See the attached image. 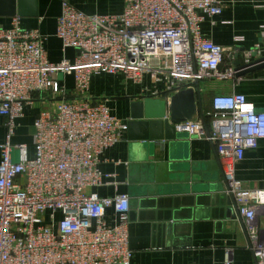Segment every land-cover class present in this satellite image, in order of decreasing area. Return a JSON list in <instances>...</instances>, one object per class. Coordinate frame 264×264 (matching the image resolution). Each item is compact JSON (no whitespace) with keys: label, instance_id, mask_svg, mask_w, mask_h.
<instances>
[{"label":"built area","instance_id":"2783aa9c","mask_svg":"<svg viewBox=\"0 0 264 264\" xmlns=\"http://www.w3.org/2000/svg\"><path fill=\"white\" fill-rule=\"evenodd\" d=\"M220 12L218 0H123L121 12L107 14L86 13L63 0L55 35L63 52L75 53L58 62L47 58V37L21 27L18 15L0 27V115L7 129L0 143V264H130L129 196L91 191L118 184L100 169V156L122 138L127 123L88 96L91 81L121 75L146 97L167 100L196 81L234 82L236 70L226 57L231 50L202 32L203 21ZM262 56L259 49L244 51L243 62ZM59 75L73 77L72 96ZM37 94L60 101L55 112L34 119L30 155L26 144L12 145L10 138ZM204 116L206 125L197 116L174 128L215 145L227 194L257 264H264V237L255 222L264 188H245L235 176L245 151L264 139V110L231 92L214 95ZM223 264H232L230 249Z\"/></svg>","mask_w":264,"mask_h":264},{"label":"crops","instance_id":"0c3cea01","mask_svg":"<svg viewBox=\"0 0 264 264\" xmlns=\"http://www.w3.org/2000/svg\"><path fill=\"white\" fill-rule=\"evenodd\" d=\"M63 0H38L37 14L18 15L21 27L39 29L47 37V58L58 62L72 59L74 50L62 51L55 35L57 17ZM86 13H117L123 0H66ZM221 12L205 19L202 32L214 43L234 55L259 49L264 55V0H218ZM9 2L0 0V27L10 26L15 15L7 13ZM231 55L232 59H229ZM252 58H255L252 55ZM67 96L75 91L73 77L58 76ZM203 113L211 111L216 94L237 92L245 95L257 110H264V68L234 82L205 79L199 81ZM88 96L107 104L111 112L126 120L122 138L101 156L100 169L115 175L118 184L92 188L99 196L126 193L129 196L130 264H223L226 249L232 264H257L249 247L244 222L229 201L215 145L205 138L175 135L154 139L143 137L140 121H131L134 102L145 92L121 75H101L91 81ZM23 108V116L10 138L12 145L23 143L33 154V121L42 112H55L59 97L35 95ZM130 123V125H129ZM158 128V127H157ZM160 129V128H158ZM155 133L159 134V130ZM154 133V134H155ZM5 118L0 115V143L6 140ZM16 159V154L13 152ZM1 157V152H0ZM235 176L245 188H264V139L247 149L235 165ZM112 210H107V216ZM255 222L264 235V204L258 205Z\"/></svg>","mask_w":264,"mask_h":264},{"label":"water","instance_id":"95a60500","mask_svg":"<svg viewBox=\"0 0 264 264\" xmlns=\"http://www.w3.org/2000/svg\"><path fill=\"white\" fill-rule=\"evenodd\" d=\"M7 1L9 2L7 13L10 15L34 16L37 14L38 0ZM233 65L237 78L250 75L254 71L264 68V56L243 62L237 53L234 55ZM197 116L206 125L198 81L195 82L194 87L184 88L172 93L168 100L145 96L142 100L134 102L131 108V121H140L139 124L143 127V137L154 139H161L164 136L169 137V132L173 137V134L175 135L174 124ZM155 129L159 130V134L155 133ZM228 198V204L229 202L234 203L230 195H228ZM262 236L264 237V235Z\"/></svg>","mask_w":264,"mask_h":264},{"label":"rangeland","instance_id":"374dc122","mask_svg":"<svg viewBox=\"0 0 264 264\" xmlns=\"http://www.w3.org/2000/svg\"><path fill=\"white\" fill-rule=\"evenodd\" d=\"M13 157H14V155H13ZM15 158V157H14Z\"/></svg>","mask_w":264,"mask_h":264}]
</instances>
